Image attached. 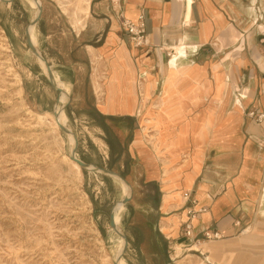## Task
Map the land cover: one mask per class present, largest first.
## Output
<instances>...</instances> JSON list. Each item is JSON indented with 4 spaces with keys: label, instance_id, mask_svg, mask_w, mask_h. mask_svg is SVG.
<instances>
[{
    "label": "crops",
    "instance_id": "0c3cea01",
    "mask_svg": "<svg viewBox=\"0 0 264 264\" xmlns=\"http://www.w3.org/2000/svg\"><path fill=\"white\" fill-rule=\"evenodd\" d=\"M88 14L107 55L91 107L159 194L146 207L152 243L161 237L172 261L187 253L192 263L264 264V120L247 117L264 113V44L252 57L246 41L264 35V0H90ZM139 15L149 44L133 48L121 22ZM173 57L179 71L171 74ZM141 111L152 121L146 132ZM185 194L206 210L193 222L195 240L206 229L219 240L184 238Z\"/></svg>",
    "mask_w": 264,
    "mask_h": 264
},
{
    "label": "rangeland",
    "instance_id": "374dc122",
    "mask_svg": "<svg viewBox=\"0 0 264 264\" xmlns=\"http://www.w3.org/2000/svg\"><path fill=\"white\" fill-rule=\"evenodd\" d=\"M36 3L42 12L31 26L38 8L35 15L30 0L0 2V264H195L187 253L170 260L161 237L153 245L146 226L155 218L146 207L154 206L159 194L152 184L143 185L142 172L129 155L121 156L114 128L109 135L99 129L103 123L91 107L92 84L97 80L104 87L107 66L95 21L89 14L79 16L81 26L73 27L77 0ZM29 28L36 52L62 84V93L49 84L40 59L28 49L24 32ZM250 37L247 50L253 57V47L264 44V35ZM249 70L254 71L249 66L244 72ZM63 95L65 102L57 106L55 100ZM56 106L77 139L76 158L115 176L78 172L70 163L73 147L54 121ZM149 115L141 111L143 132L152 124ZM158 142L159 135L153 148L160 154ZM117 176L127 182V196ZM124 198L129 201L121 204L122 210L116 207V228L127 238L125 252L124 243L118 250L122 241L109 226L110 212ZM153 249L159 252L154 257Z\"/></svg>",
    "mask_w": 264,
    "mask_h": 264
},
{
    "label": "built area",
    "instance_id": "2783aa9c",
    "mask_svg": "<svg viewBox=\"0 0 264 264\" xmlns=\"http://www.w3.org/2000/svg\"><path fill=\"white\" fill-rule=\"evenodd\" d=\"M112 5H119L120 0H110ZM121 28L123 32L127 35V41L133 48H143L148 46L149 41L147 39L144 18L139 15L135 21L122 20ZM247 117L259 123L264 120V113L248 112ZM188 207L186 209V218L182 223V232L185 239H194V227L193 222L203 213L206 212L205 208H196L197 202L191 199L190 194H185L183 197ZM221 234L217 230L206 229L200 233V237L195 241H214L219 240Z\"/></svg>",
    "mask_w": 264,
    "mask_h": 264
},
{
    "label": "water",
    "instance_id": "95a60500",
    "mask_svg": "<svg viewBox=\"0 0 264 264\" xmlns=\"http://www.w3.org/2000/svg\"><path fill=\"white\" fill-rule=\"evenodd\" d=\"M14 0H0V2L2 3H12ZM34 1H37V0H34ZM37 8H38V13L36 15V17L34 18V20L32 21L31 23V26H34L37 24V22L39 21V18H40V15H41V12H42V8L39 4H37ZM24 35H25V42H26V45L28 47V49L30 51H32L39 59L40 61L43 63L44 65V68L46 70V75H47V80L49 82V84L58 92V93H62V90L58 87H56L55 85V82H54V78H53V74H52V70L50 68V66L48 65V63L36 52V49L35 47L32 45L31 43V40H30V36H29V31L28 29L25 30L24 32ZM55 104L58 106V105H61L60 102H59V99H56L55 100ZM60 112L61 111H55L53 113V117H54V121L56 122V125L57 127L63 131L64 133L68 134V135H71L72 138H73V148L71 150V153H70V160L75 162L80 169H84V170H88L89 169V165H87L86 163L82 162L81 160H79L78 158H76V148H77V145H78V142H77V139L75 136H73V134L65 128V126H63L62 124H60L59 120H58V117L60 115ZM91 171H101L105 174H110V175H113L115 176L114 173L112 172H109L108 170L106 169H102V168H93ZM126 186H127V182L121 177V176H117ZM129 201V198H124L120 204H126L127 202ZM109 226L110 228L120 237L122 238V240L124 241V246H123V252L126 251L127 249V246H128V241H127V238L125 237V235L121 234L117 228H116V224L114 222V211H111L110 214H109Z\"/></svg>",
    "mask_w": 264,
    "mask_h": 264
},
{
    "label": "bare ground",
    "instance_id": "6f19581e",
    "mask_svg": "<svg viewBox=\"0 0 264 264\" xmlns=\"http://www.w3.org/2000/svg\"><path fill=\"white\" fill-rule=\"evenodd\" d=\"M77 2H78V7H77V10H75L76 12H74V16L72 18L73 19L72 20L73 27L81 26V22H80L81 20H80L79 16L83 17V19H84L86 17V15L88 14V10H89V8H88L89 7V0H77ZM30 3L32 4L33 13L36 15V13H37V3H36V1L30 0ZM31 29L32 28H29V36H30V40H31L32 45L35 47L36 46V41L34 40V38L31 35V31H30ZM88 49L93 51V49H91L90 47H88ZM177 60H178V58H176V57L172 58L171 62L169 63V73L173 74V73H177L179 71V69L177 68ZM40 64H41V66L43 67V69H44V71L46 73L44 65H43V63L41 61H40ZM55 85H56V87H59L62 84L59 83V82H55ZM99 88H100L99 82L97 80L93 81V89L96 92V94H98L97 92L99 91ZM65 99H66V95H63V96L59 97L60 104H63L65 102ZM57 110H58V108L56 106V111ZM58 120H59L60 124H62L63 126H66V119L61 117V112H60V115L58 117ZM68 138H69L70 145L73 147L74 142H73L72 136L68 135ZM69 161L77 169V171L79 172L80 171L79 166L75 162H73L71 160H69ZM89 170L91 171L92 167H89ZM122 194H123V196H127V194H128V187L126 185H124L123 183H122ZM116 207H119L122 210V205L120 203H117L115 205V208H114V222H115L116 226H118L119 222H118ZM120 240L122 242L120 243V247L118 248V250H120L122 248V245L124 243V241L121 238H120ZM175 251H176L175 255L178 254L179 251H180L179 247L175 246ZM115 264H121V263H118V262L115 261ZM199 264H202V262H200Z\"/></svg>",
    "mask_w": 264,
    "mask_h": 264
},
{
    "label": "trees",
    "instance_id": "16d2710c",
    "mask_svg": "<svg viewBox=\"0 0 264 264\" xmlns=\"http://www.w3.org/2000/svg\"><path fill=\"white\" fill-rule=\"evenodd\" d=\"M102 128H103V130H104V132L106 133V134H108L109 135V131H108V128L107 127H105V126H103L102 125ZM161 240L163 241V239L161 238ZM164 243V247H165V242H163Z\"/></svg>",
    "mask_w": 264,
    "mask_h": 264
}]
</instances>
